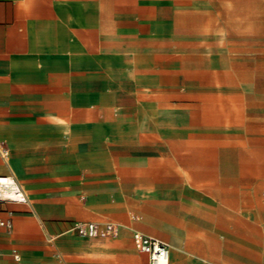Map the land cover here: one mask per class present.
Instances as JSON below:
<instances>
[{"label":"crops","instance_id":"crops-1","mask_svg":"<svg viewBox=\"0 0 264 264\" xmlns=\"http://www.w3.org/2000/svg\"><path fill=\"white\" fill-rule=\"evenodd\" d=\"M161 1L0 0V150H9L0 174H13L28 197L0 201V219L11 221L0 225L1 264H148L136 231L166 241L169 264H264L240 242L253 217L226 215L239 201L225 193L210 204L215 214L190 217L183 244L140 222L137 211L150 216L159 203L151 195L174 192L181 175L174 157L127 142L131 113L145 107L137 94L176 65L175 2ZM190 140L171 138L192 152ZM182 165L191 173L197 164ZM77 221L122 229L95 240L74 231Z\"/></svg>","mask_w":264,"mask_h":264},{"label":"rangeland","instance_id":"rangeland-1","mask_svg":"<svg viewBox=\"0 0 264 264\" xmlns=\"http://www.w3.org/2000/svg\"><path fill=\"white\" fill-rule=\"evenodd\" d=\"M174 2L175 68L161 71L158 87L137 94L145 107L131 113L127 142L159 149L160 161L174 157L181 175L174 192L151 195L159 203L147 207L150 216L137 214L160 237L183 244L196 226L190 217L215 214L210 204L225 193L239 201L226 215L253 217V233L240 242L252 261L264 262V0ZM189 24L191 31L181 28ZM184 136L192 152L171 142ZM185 158L197 164L191 173Z\"/></svg>","mask_w":264,"mask_h":264},{"label":"built area","instance_id":"built-area-1","mask_svg":"<svg viewBox=\"0 0 264 264\" xmlns=\"http://www.w3.org/2000/svg\"><path fill=\"white\" fill-rule=\"evenodd\" d=\"M1 155L8 157L9 150L2 147ZM13 200L18 202H28V197L13 174H0V201ZM0 225L11 226L10 220L0 219ZM74 231L82 236L90 238H107L120 234L122 226L117 222H106L100 224L94 221H77L73 226ZM133 241L135 247L148 255V264H169L170 250L166 241L145 235L141 232H134ZM18 259V255H15ZM1 264V261H0Z\"/></svg>","mask_w":264,"mask_h":264}]
</instances>
